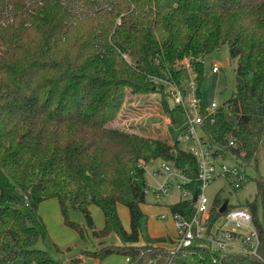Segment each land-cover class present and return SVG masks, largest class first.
Segmentation results:
<instances>
[{
  "label": "trees",
  "instance_id": "trees-1",
  "mask_svg": "<svg viewBox=\"0 0 264 264\" xmlns=\"http://www.w3.org/2000/svg\"><path fill=\"white\" fill-rule=\"evenodd\" d=\"M223 44L236 59L235 91L214 112H202L200 129L214 156L230 154L243 168H257L264 135V0H0V264L17 258L75 264L85 255L113 253L128 258L126 264H264V175L243 171L241 184L252 179L256 193L239 204L252 213L259 256L219 255L201 238L171 251L172 235L147 231L145 164L172 161L195 190L196 157L180 140L147 131L160 126L127 129L129 110L118 117L128 92L159 91L172 121L181 107L168 108L162 81L184 84L189 75L179 62L188 57L200 95L205 58ZM50 197L80 235L66 212L83 213L100 238L93 249L56 259L35 247L46 225L33 213ZM221 202L215 196L212 217ZM118 203L128 208L129 229ZM93 204L102 211L101 228L94 226ZM169 207L189 216L193 201L179 198ZM110 233L117 242L106 243Z\"/></svg>",
  "mask_w": 264,
  "mask_h": 264
},
{
  "label": "rangeland",
  "instance_id": "rangeland-1",
  "mask_svg": "<svg viewBox=\"0 0 264 264\" xmlns=\"http://www.w3.org/2000/svg\"><path fill=\"white\" fill-rule=\"evenodd\" d=\"M183 60L188 61V58H184ZM211 65H217L218 70L215 72L211 71ZM235 65L236 59L229 56L228 46L226 44H223L220 48L206 56L204 73L199 84L200 96L206 106H209L212 101H215L220 105L234 93ZM167 88L168 85H164L165 96L168 101L167 105L168 108H171L175 106V103L170 96H167ZM187 95L188 94H186V97ZM160 99L161 94L159 91L147 94L128 92L121 106L118 117L124 111L129 110L127 112V120L125 121L127 123V125H125L127 129H133L139 125H145L148 127L160 126V129L157 132H152L153 129L147 131H151L152 134L155 133L174 137L180 140L184 149H188L192 140L189 133L186 131L188 123L186 113L181 108H175L172 113L173 120L170 121V113L166 114V112H164L160 104ZM204 111L205 110H203V112ZM195 128L197 133L201 134L199 126L196 125ZM221 163L226 164L228 167L236 165L239 172L244 171L248 177H253L256 174L264 175V135L259 149L257 168L252 165L243 168L237 159L230 154L224 158L218 157L215 160V165L218 166ZM175 171V166L170 160L152 158L146 162L145 178L148 187L144 201L145 204L153 205L158 208L159 211L164 207H168L173 200L179 198L180 190L175 186V182L181 181V178ZM167 176H169V181L172 184L169 186L168 192L159 199L156 197L153 189L163 183ZM203 191L211 203L215 196H218L222 199V202L226 199L229 203L245 204L246 201H251L255 198L256 185L255 182L250 179L236 187L232 175L218 172L205 185ZM256 201L257 214L259 218H261L262 211L260 199L257 197ZM89 208L94 226L96 228H101L103 225V214L101 209L94 204L90 205ZM33 214L42 218L43 221V218H52L50 219V222L45 223L44 221L46 225V236L45 238H40L36 242L35 247L47 249L49 254L56 259L68 258L74 255H79L82 250L93 249L100 240V238L93 236L91 229L88 228L85 223L83 213L78 209L69 208V210L67 209L66 215L67 218L69 217L79 223L82 234L80 235L75 228L66 224L65 216L61 211L57 198L55 197H50L41 201L36 212ZM55 218H60L61 226L56 223ZM104 240L106 243H109L117 242L118 239L113 233H110L104 238ZM96 261H98V263H96ZM75 264H126V261L121 254L113 253L102 259L85 255Z\"/></svg>",
  "mask_w": 264,
  "mask_h": 264
},
{
  "label": "built area",
  "instance_id": "built-area-1",
  "mask_svg": "<svg viewBox=\"0 0 264 264\" xmlns=\"http://www.w3.org/2000/svg\"><path fill=\"white\" fill-rule=\"evenodd\" d=\"M181 64L189 75L188 80L184 84L177 85L167 80L162 82L165 86L168 85L166 89L167 96H170L175 105H179L186 113L188 119L186 131L192 140L188 150L197 160L196 178L199 181V185L198 189H188L185 186V182L190 179L181 169L175 167V172L181 178V181L175 182V186L180 190L179 198H190L192 200L194 191L197 192V196L195 201L192 200L193 211L191 215L185 216L178 211L172 212L175 232L171 236L173 239L170 244L171 251L191 244L195 238H201L219 255L229 252L259 256L260 237L252 213L247 206L239 204L231 207L227 206L222 212L218 210L220 212L218 215L211 216L212 203L209 202L207 195L203 191L205 185L219 172L232 175L237 187L241 184L244 172H239L236 165L231 167L224 163L218 166L215 165V160L218 157H223H215L213 155L202 132L201 134L197 133L195 126L198 125L200 128L203 110L214 112L219 104L215 101H212L209 106L202 104L201 97L197 92L198 83L189 59L188 61L183 60ZM210 70L213 72L217 71V65H211ZM186 94H188L187 97ZM171 184L169 176H167L163 183L154 187L153 191L156 197L162 198L168 192Z\"/></svg>",
  "mask_w": 264,
  "mask_h": 264
},
{
  "label": "crops",
  "instance_id": "crops-1",
  "mask_svg": "<svg viewBox=\"0 0 264 264\" xmlns=\"http://www.w3.org/2000/svg\"><path fill=\"white\" fill-rule=\"evenodd\" d=\"M146 197V196H145ZM177 200V199H176ZM173 200L171 203H173ZM145 201V200H144ZM142 211L147 215V231L151 236L173 235L175 227L172 218V212L170 207H164L158 211L153 205H147L144 202L141 203ZM117 211L123 226L129 229V211L128 208L122 204H117ZM45 223L50 222L52 218H43ZM164 219V220H162ZM49 220V221H48ZM56 223L61 226L60 218H55ZM123 257V256H122ZM126 261V258L123 257ZM98 263V261H96ZM9 264H25L21 258H17Z\"/></svg>",
  "mask_w": 264,
  "mask_h": 264
},
{
  "label": "water",
  "instance_id": "water-1",
  "mask_svg": "<svg viewBox=\"0 0 264 264\" xmlns=\"http://www.w3.org/2000/svg\"><path fill=\"white\" fill-rule=\"evenodd\" d=\"M196 196H197V192L194 191V193H193V195H192V200H193V201L196 200ZM226 207H227V200L225 199L223 202H221V204H220L218 210H219L220 212H222V211L225 210Z\"/></svg>",
  "mask_w": 264,
  "mask_h": 264
}]
</instances>
